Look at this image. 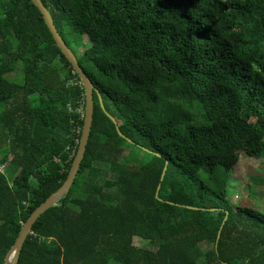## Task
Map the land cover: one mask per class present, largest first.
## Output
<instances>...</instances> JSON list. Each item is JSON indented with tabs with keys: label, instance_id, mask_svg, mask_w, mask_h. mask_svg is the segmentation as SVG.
<instances>
[{
	"label": "trees",
	"instance_id": "16d2710c",
	"mask_svg": "<svg viewBox=\"0 0 264 264\" xmlns=\"http://www.w3.org/2000/svg\"><path fill=\"white\" fill-rule=\"evenodd\" d=\"M42 1L100 94L71 188L18 264H264V212L230 199L240 153L264 152V0ZM82 104L38 7L0 0V264L66 180Z\"/></svg>",
	"mask_w": 264,
	"mask_h": 264
},
{
	"label": "water",
	"instance_id": "95a60500",
	"mask_svg": "<svg viewBox=\"0 0 264 264\" xmlns=\"http://www.w3.org/2000/svg\"><path fill=\"white\" fill-rule=\"evenodd\" d=\"M32 2L38 7L40 10L44 21L46 22L50 32L52 33L53 39L55 40L58 48L61 50L62 54L66 57V59L71 63L73 67V71L78 74L82 85L85 91V99H86V107H85V116H84V125L82 129V136L80 140V145L78 151L71 162V168L68 173L66 180L63 184L54 192H52L38 207H36L32 213L29 215L26 222L23 224L22 228L20 229L19 235L11 247L9 252L7 253V257L5 259L4 264H18L19 256L23 247L24 242L26 241L27 237L31 234L32 229L36 221L39 219L40 215L44 213L47 209L57 206L61 198L65 197L71 188V184L78 173L81 162L84 158L87 144L89 141V137L91 134L92 122H93V115H95V107H94V93L100 94L97 88L94 87L90 79L88 78L87 74L81 68L78 63V59L74 56L71 49L67 46L65 41L60 36L59 31L54 23L53 17L49 11V9L45 6L42 0H32ZM101 103L103 105V100L101 98ZM106 113L111 117V119L117 124V129L119 134L125 138L124 134L120 131L117 118L113 116L103 105ZM130 143H134L131 139H128ZM145 149V148H144ZM146 151L150 152L149 150L145 149ZM152 153V152H150ZM157 155L161 156L160 153H156ZM167 167L165 166L162 172L161 179H163Z\"/></svg>",
	"mask_w": 264,
	"mask_h": 264
},
{
	"label": "rangeland",
	"instance_id": "374dc122",
	"mask_svg": "<svg viewBox=\"0 0 264 264\" xmlns=\"http://www.w3.org/2000/svg\"><path fill=\"white\" fill-rule=\"evenodd\" d=\"M81 42L82 44L79 45L80 53L88 49L91 45L88 37H83ZM7 78L18 84H22L23 82L20 72L18 74L8 75ZM251 120L258 124V128L262 130L263 125L259 123L257 118L252 117ZM131 152H133L132 148L127 146L126 155L131 154ZM18 175L19 170L9 168L7 171V176L11 182ZM230 184V199L235 204H245L264 212V152L262 157L258 159L247 157L243 153H240V159L233 170ZM134 243L138 246L142 244L138 239H135Z\"/></svg>",
	"mask_w": 264,
	"mask_h": 264
},
{
	"label": "built area",
	"instance_id": "2783aa9c",
	"mask_svg": "<svg viewBox=\"0 0 264 264\" xmlns=\"http://www.w3.org/2000/svg\"><path fill=\"white\" fill-rule=\"evenodd\" d=\"M75 83V81H73V84ZM78 112L84 117L85 116V109L83 108V104L79 106ZM80 129H76V133H79ZM6 169V164H0V170L5 171Z\"/></svg>",
	"mask_w": 264,
	"mask_h": 264
}]
</instances>
